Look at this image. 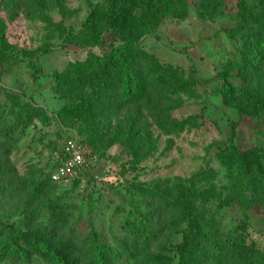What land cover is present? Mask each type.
<instances>
[{"label":"rangeland","instance_id":"rangeland-1","mask_svg":"<svg viewBox=\"0 0 264 264\" xmlns=\"http://www.w3.org/2000/svg\"><path fill=\"white\" fill-rule=\"evenodd\" d=\"M43 1L42 15L22 13L14 19L0 4L11 54L0 67V118L14 129L10 158L15 170L14 179L0 172V183L17 187L0 188V220L18 234L35 233L75 264L93 260L94 233L107 248L123 249L109 257L108 264L197 260L210 227L220 237L264 252V115H244L227 106L220 94L227 81L237 95L253 91L264 95L261 75L250 82L239 76L240 43L231 36L241 20V5L261 13L264 0H225L222 13L208 18L200 16L202 0H175V13L157 12L163 6V0H157L153 16L145 21L143 46L163 64L178 69L188 84L171 97V131L150 118L151 134L141 135L135 128L137 135L131 140L138 158L124 138L123 114L88 117L65 111L69 101L59 90L71 63L121 44L113 45L115 37H108L104 47H80L68 42L69 34L82 32L93 15L105 29L121 24L129 10L142 16L149 0ZM31 107L44 109L43 120ZM76 135L93 140L98 153L86 186L65 188L51 182L45 195L29 200L31 182L54 170L59 148ZM244 152H249L247 169L255 187L247 191L255 199L248 208L230 202ZM205 169L214 170V176L198 180ZM181 184H196L204 192L197 201L199 211H194L198 229L176 202ZM56 202L69 210L65 225L50 219L48 206ZM143 220L150 222V237L137 246L133 232L147 229ZM26 250L24 259L7 255L0 264H51L33 248ZM197 264L209 263L200 259Z\"/></svg>","mask_w":264,"mask_h":264},{"label":"trees","instance_id":"trees-1","mask_svg":"<svg viewBox=\"0 0 264 264\" xmlns=\"http://www.w3.org/2000/svg\"><path fill=\"white\" fill-rule=\"evenodd\" d=\"M202 1L199 13L203 18L217 16L226 8L225 0ZM175 3V0H170V3L168 0H163L162 8L157 9V12L175 13L177 11ZM0 4H3L12 19L22 13L42 15V9L45 8L43 0H1ZM156 4L157 0H149L147 11L139 17L134 16L129 10L126 20L113 28L105 29L97 22V15H93L82 32L79 34L71 32L68 42L80 47H104L108 37H115L112 39L113 45L116 42H121V44L117 47L112 46L110 52L102 55L90 53L87 60L71 63L67 77L61 82L63 85L59 90L61 98L69 101L65 111L73 110L88 117L123 114L124 129L127 131L124 138L136 158L138 154L133 149L131 140L137 135L134 133L135 128L139 127L141 135L151 134V124L148 120L150 118L156 126L171 131V113L174 111L171 106V97L185 89L188 84V80L182 78L178 69L163 64L156 55L149 53L143 46L142 39L147 34L144 28L145 21L153 16ZM240 9L241 20L238 29L231 31V36L237 38L240 43L241 61L236 69L239 76L244 77L247 82L257 75H261L264 81V12H254L245 5H241ZM43 19L50 20L48 16H43ZM6 30V22L0 15V67L11 59ZM106 32L111 34L104 37ZM220 94L227 106L239 109L244 115H264V95L258 96L256 91L237 95L235 89L226 81ZM31 109L34 116L43 120L44 109L41 107H31ZM188 121L189 118L182 120V126ZM13 136L14 129L2 123V118H0V172L9 175L10 179H14L12 172H15L10 158ZM81 138L98 155L93 140ZM99 139H104V137ZM58 151L60 156H63L64 149L59 148ZM243 155L246 157L241 162V173L236 180L235 191L230 197V202L248 208L255 203V199L250 197L247 191H252L255 187L252 185L247 169L249 152H244ZM60 163L61 161L58 160L55 168ZM54 170L43 179L31 182L32 191L27 195L29 200L34 201L45 195L47 185L51 182L59 186L52 179ZM214 174V170L205 169L198 173L197 179L209 181ZM79 183H81L79 180L75 182V184ZM4 185L12 190L17 188L15 185L1 183L0 188ZM203 195L204 192H200L196 184L191 186L181 184L176 197L178 206L187 214L196 229L198 225L195 222L194 211H199L197 201ZM48 212L51 221L56 225H65L69 221V210L61 202L50 203ZM143 223L147 229L138 228L133 232V242L137 246L148 242L150 237L148 229L150 222L143 220ZM17 232L14 227L0 220V260L7 255L24 259L28 253L26 247L29 246L46 256L51 264H75L35 233L26 235ZM23 241L27 243L26 247L22 244ZM204 241L197 260H190L187 257L183 258L180 264H197L200 259L209 264H264V252L248 249L228 236L220 237L218 232L211 227ZM204 246L207 249L205 252L203 251ZM90 251L93 256V260H90L91 264H108L109 257L115 256L123 249L121 246L116 249L107 248L102 244L99 234L94 233Z\"/></svg>","mask_w":264,"mask_h":264},{"label":"built area","instance_id":"built-area-1","mask_svg":"<svg viewBox=\"0 0 264 264\" xmlns=\"http://www.w3.org/2000/svg\"><path fill=\"white\" fill-rule=\"evenodd\" d=\"M63 156H59L61 163L55 168L52 179L61 187H71L80 181L86 186L92 174L96 154L80 136H72L63 147Z\"/></svg>","mask_w":264,"mask_h":264}]
</instances>
